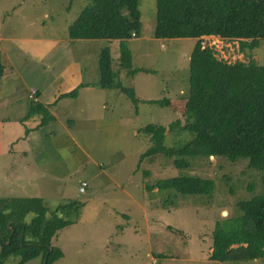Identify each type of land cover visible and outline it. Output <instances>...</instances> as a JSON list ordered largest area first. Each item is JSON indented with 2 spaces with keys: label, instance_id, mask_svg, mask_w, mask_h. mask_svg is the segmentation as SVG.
Wrapping results in <instances>:
<instances>
[{
  "label": "rangeland",
  "instance_id": "374dc122",
  "mask_svg": "<svg viewBox=\"0 0 264 264\" xmlns=\"http://www.w3.org/2000/svg\"><path fill=\"white\" fill-rule=\"evenodd\" d=\"M87 3L88 0H0V46L10 57L14 74L13 88L11 83H6L7 91L10 89L22 97L23 104L32 101L29 97L32 87L42 90L41 100L43 93L49 101L66 89L67 76L60 75V70L64 73L67 68L72 70L75 56L82 53L67 51L68 26ZM138 10L140 32L127 40L126 47L130 69L145 71L129 77L123 70L119 79L122 87L131 89L139 102L132 103L125 95L118 94L117 89L93 87L95 97L88 98L83 91L79 98L69 99V108L65 106L58 113V120L69 127V134L88 156L84 162L86 167L82 164L75 169L84 160L78 152L69 157L66 149L55 146L62 143L64 129L56 120L47 123L49 114L41 122H38L40 113L19 122L15 120L17 114L10 109L12 100L0 112V119L9 117L0 132V196L13 198L15 193V196L37 198L41 194L48 211L71 201L81 204L66 214V218L73 220L72 224L51 239V244L63 252L52 264H153V261L156 264H218L208 260L214 222L224 215L222 212L232 216L238 200L262 192L260 173L248 167L243 159L198 157L192 168L183 170L173 166L171 159L164 155L140 159L153 144L145 132L138 130L140 126L147 123L168 126L177 118L184 121L189 57L196 39L155 38V0H139ZM201 40V46L212 48L219 60L247 61L251 55L259 64H264V45L242 54L238 52L236 40L205 36ZM86 42L91 52L87 54L89 57L82 58L84 62L89 61L86 70L91 76L95 74L93 63L97 65L99 49L107 47L112 58L118 57L116 41ZM60 51L65 52L60 54ZM66 52L71 53L69 62ZM2 62L9 67L5 55ZM85 82L98 84L87 77ZM158 99L168 100L171 105L147 101ZM100 102L105 104L102 109ZM91 103L93 107L88 106ZM33 121L38 122V137L28 141V152L23 156V140L19 138L26 134ZM190 139L189 130L174 126L167 129L163 144L174 147ZM13 146L17 148L13 150ZM15 152L21 155L14 158ZM17 161L26 167L27 173L22 178L27 175L31 180L25 184L26 188L24 183L13 181ZM102 174L113 180L103 179ZM180 174L213 179L212 195H180L173 190L147 189L160 178ZM81 180L87 185L82 193L78 191ZM30 215L25 216V221ZM39 258L36 256L21 264H40ZM18 259L14 255L3 261L0 258V264H17ZM231 264H264V258Z\"/></svg>",
  "mask_w": 264,
  "mask_h": 264
},
{
  "label": "trees",
  "instance_id": "16d2710c",
  "mask_svg": "<svg viewBox=\"0 0 264 264\" xmlns=\"http://www.w3.org/2000/svg\"><path fill=\"white\" fill-rule=\"evenodd\" d=\"M155 38H195L189 57V91L184 97V121L169 125L147 123L138 128L153 142L144 156L164 155L179 170L192 168L196 158L223 157L243 159L260 173L262 192L238 200L232 216L223 215L214 222L208 260L231 264L264 258V64L249 56L247 61L227 63L215 57L212 48L201 46V37L214 35L238 42V52L246 54L264 45V0H155ZM139 0H88L68 26L71 39H105L118 44V57L101 49L97 86L117 89L132 103L139 101L131 89L120 84V71L129 77L130 54L126 42L140 32ZM133 34V35H132ZM4 67L0 57V82ZM78 88L62 94L75 97ZM171 105L168 100H147ZM48 116L47 110L33 100L27 113ZM41 120V121H40ZM38 124L36 125V127ZM177 126L189 130L191 139L174 147L163 144L167 129ZM31 130V129H30ZM29 129L26 130V135ZM173 190L180 195L211 196L213 179L195 174L160 178L148 190ZM253 190V184L249 185ZM81 207L76 201L56 206L52 211L34 197L0 196V258L19 256L21 264L39 256L40 264H52L63 252L51 244L56 232L73 220L66 218L69 209ZM238 212V213H237ZM31 214L28 221L25 216Z\"/></svg>",
  "mask_w": 264,
  "mask_h": 264
},
{
  "label": "crops",
  "instance_id": "0c3cea01",
  "mask_svg": "<svg viewBox=\"0 0 264 264\" xmlns=\"http://www.w3.org/2000/svg\"><path fill=\"white\" fill-rule=\"evenodd\" d=\"M205 37H218V36L208 35V36H205ZM88 40H92V39H71L70 38V40L68 42L69 45H68L67 51H75V52H81L82 51V53L79 56H78V54L75 56L76 59H75L74 63H72L73 64V66H72L73 69L72 70H69V68H67V66H70L72 64H68L66 66L67 71L65 70V73L62 70H60V75H64V76L66 75L67 76V77L65 76L66 79L68 80V82H67L68 84H67L66 89H64L62 91H59L57 94L53 95V98L51 99V101L45 100L44 97H43V93H42V99L43 100L40 99V91H42V90L39 91V89L36 88V87H32V90H31V92L34 90V97L32 99L33 102L40 103L47 110V112L50 115L49 121L47 123H53V121L56 120L57 123H59L60 125L63 126V129H64L63 138L64 139L62 140V143H60V145L57 146L55 144V146L57 148L63 147L64 149H66L68 151L67 153L69 154V157H70V154H74L76 152H78L81 156L84 157V160L80 163L79 166L75 167V169L81 167L82 164L84 165V162L88 161L89 158L78 147V145L75 143V140L69 134V131H68L69 127H67L66 125H63L62 122H60L58 120V119H60L58 117V113H59V110L64 108L65 106L67 108H69V105H70L68 103L69 99H73V98L77 99V98H79L83 91L86 93L88 98L89 97L93 98V97H95L94 93L96 92V90H94L93 87L99 88L97 86L96 82H94V83L93 82H85L84 83V77H87L88 79L89 78H93L95 81L99 80V79L96 80L97 72H99L98 71L99 58L97 60V65H95V63H93L94 69H95V74L92 75V76L86 70L88 68V62L89 61L84 62V60L82 58V56L89 57L87 54H89L91 52L90 45H88L87 42H86ZM70 42H71V44H70ZM72 42L74 44L73 46H72ZM114 44H115V42H114ZM116 44H117V42H116ZM100 51H101V49L98 50L99 53H100ZM63 52H65V51H60V54H64ZM69 54H71V53L70 52H66L68 62H69V58H68ZM3 55H5L6 62L9 63V67H6L5 62H2L3 67H4V73H3L2 80L0 82V112H3L8 107V101L12 100L13 102H12V106L10 107V109L13 111V114H17V115H14L15 116V120L21 122L20 119L27 113L30 104H23L22 103V97H20L18 94L14 93V91H12L10 89H9V92L7 91L8 89H7V84L6 83H8V84L11 83V85H12L13 78H14L13 70H11L12 68L10 67L11 64H12V61H11L10 57H8V55L3 51V49L0 46L1 61L3 60ZM80 56H81V58H80ZM98 57H99V55H98ZM12 88H13V85H12ZM74 88H78V91H77V94H76L75 97H66V96L60 97V96H58V95H62V94L68 93L71 90H73ZM117 93L121 94L119 92H117ZM27 98H29L28 95H27ZM137 102H139V101H137ZM93 103L89 104L88 106L89 107H93L94 106ZM100 103H101L100 104V108L101 109L104 108L105 107L104 102H100ZM6 112H7V110H6ZM8 118L9 117H4L3 119H0V132H1V134H2V131H3V126L6 124L5 122H9ZM34 120H36V119H34ZM38 122H34L33 121L31 126H29V129L32 128L30 130L29 134H27V135L25 134V135L22 136L23 138L22 137L19 138V139L23 140V145H22L23 148L22 149L25 151V152L23 151V153H22L23 156L27 155V152H28V149H27L28 148V141L29 140H37L38 129L36 128V125L38 124ZM14 143H16V142L13 141V144ZM16 148L17 147L13 146V150H15ZM20 155L21 154H17V152H15V154H13V157L14 158H18ZM70 161H71V159L69 158L68 162H70ZM20 164H21L20 161H17L15 163L16 168L13 171V181L14 182L20 181L19 182L20 185H22V183H24V187H25V184H30L31 180H30V178L27 175H25L26 178H22L23 177L22 174L27 173V171H26V167H24V165H20ZM133 170L137 171L136 169H132L131 171L133 172ZM102 177L105 180H113L110 176H107L106 174H102ZM82 181H84V180L80 181V185H81ZM78 191H79V188H78ZM83 192H85V190ZM80 193H82V192H80ZM6 194H8V193H6ZM14 194L15 193H13V197H15V198L16 197L24 198V197H31L32 196V195L15 196ZM36 196H37V198H39L41 200V203L43 204V200H42V196L43 195L37 194ZM4 197H7V196H4Z\"/></svg>",
  "mask_w": 264,
  "mask_h": 264
},
{
  "label": "built area",
  "instance_id": "2783aa9c",
  "mask_svg": "<svg viewBox=\"0 0 264 264\" xmlns=\"http://www.w3.org/2000/svg\"><path fill=\"white\" fill-rule=\"evenodd\" d=\"M132 35H133V34H132ZM29 97H30L31 99H33V97H34V90L29 94ZM85 186H86V182H85V181L81 182V185H80V187H79V191H80V192H83V191L85 190ZM153 264H156V261H153Z\"/></svg>",
  "mask_w": 264,
  "mask_h": 264
},
{
  "label": "water",
  "instance_id": "95a60500",
  "mask_svg": "<svg viewBox=\"0 0 264 264\" xmlns=\"http://www.w3.org/2000/svg\"><path fill=\"white\" fill-rule=\"evenodd\" d=\"M210 157H213V155H211ZM222 215H223V212H222Z\"/></svg>",
  "mask_w": 264,
  "mask_h": 264
},
{
  "label": "bare ground",
  "instance_id": "6f19581e",
  "mask_svg": "<svg viewBox=\"0 0 264 264\" xmlns=\"http://www.w3.org/2000/svg\"><path fill=\"white\" fill-rule=\"evenodd\" d=\"M223 214L225 215V214H226V212H223Z\"/></svg>",
  "mask_w": 264,
  "mask_h": 264
}]
</instances>
